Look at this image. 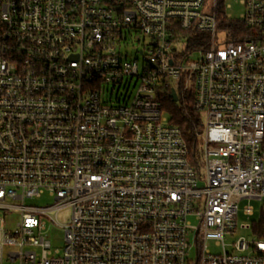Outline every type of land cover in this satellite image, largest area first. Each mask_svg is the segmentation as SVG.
Segmentation results:
<instances>
[{
  "label": "built area",
  "instance_id": "built-area-1",
  "mask_svg": "<svg viewBox=\"0 0 264 264\" xmlns=\"http://www.w3.org/2000/svg\"><path fill=\"white\" fill-rule=\"evenodd\" d=\"M232 1L0 0V264H264V211L236 222L264 206V0ZM180 86L206 117L196 163L161 110ZM237 226L253 239L228 250Z\"/></svg>",
  "mask_w": 264,
  "mask_h": 264
},
{
  "label": "rangeland",
  "instance_id": "rangeland-1",
  "mask_svg": "<svg viewBox=\"0 0 264 264\" xmlns=\"http://www.w3.org/2000/svg\"><path fill=\"white\" fill-rule=\"evenodd\" d=\"M226 3L229 4V7L226 9L227 13H229L232 17L237 18L240 16L241 12H242V5L238 2V1H232V0H225ZM126 39H127V48H130L133 40H134V34H127L126 35ZM130 52L132 50H129ZM199 53L197 51L190 53L189 57L191 60H195L199 57ZM105 88H107V91H105L104 96L108 97L109 94V90L111 88V85H105ZM203 122H205L206 117L202 114L201 115ZM54 202L53 197L48 195L46 192L42 193L39 197H33V198H29L26 200L27 204L30 205H35V206H47L50 205ZM245 205L251 206L253 208V214L250 216H246L243 214V208ZM237 218H236V222L237 225H240L241 223L244 222H251L253 220H256L259 218L260 214L264 211V206L262 204L261 201L258 200H254V199H243L241 201H239L238 203V210H237ZM52 214L54 215V213L52 212ZM70 215V210L68 208L63 209L62 211H60L57 214V220L60 223H64L67 221V219L69 218ZM18 215L17 214H13L10 216V218H8L7 223H8V228L12 229L14 226V222L17 220ZM187 219L189 220V222L192 225L196 224V219L194 216H188ZM48 238L51 241L52 244V248L54 249L55 247L62 249L63 246V231L60 228H57L49 219L45 220V232H44ZM244 238L246 240H251L253 239V234L251 232L250 229L247 228H240L239 226H237L235 232L233 233V235L230 236H225L224 238V242L225 244H227V249L230 250V244L235 241L237 238ZM192 242V239H191ZM205 246L206 248L209 249L210 252L212 253H219L221 251V248L219 246H217L215 244V242L213 240H206L205 241ZM189 257L193 260L195 258V250L193 247V243H191V248L189 251Z\"/></svg>",
  "mask_w": 264,
  "mask_h": 264
},
{
  "label": "trees",
  "instance_id": "trees-1",
  "mask_svg": "<svg viewBox=\"0 0 264 264\" xmlns=\"http://www.w3.org/2000/svg\"><path fill=\"white\" fill-rule=\"evenodd\" d=\"M229 28H241V23H232L227 21ZM161 110L167 115L168 123L179 128L182 138L188 149L190 160L194 163L198 160V137L202 131V116L193 104L192 88L178 89V99L174 101L168 92H165L161 98ZM253 234L258 238H264V213L261 218L252 223Z\"/></svg>",
  "mask_w": 264,
  "mask_h": 264
},
{
  "label": "water",
  "instance_id": "water-1",
  "mask_svg": "<svg viewBox=\"0 0 264 264\" xmlns=\"http://www.w3.org/2000/svg\"><path fill=\"white\" fill-rule=\"evenodd\" d=\"M169 96H170L174 101H177V99H178V96H177L176 92H175L173 89H171V91H170V93H169Z\"/></svg>",
  "mask_w": 264,
  "mask_h": 264
}]
</instances>
